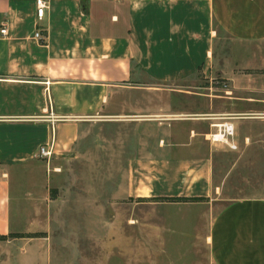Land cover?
Listing matches in <instances>:
<instances>
[{
  "label": "crops",
  "instance_id": "1",
  "mask_svg": "<svg viewBox=\"0 0 264 264\" xmlns=\"http://www.w3.org/2000/svg\"><path fill=\"white\" fill-rule=\"evenodd\" d=\"M46 1L45 15L39 20L36 0H0V234L6 236L46 232L53 226L68 231L74 228L69 217L94 216L91 209L40 207L45 184L37 175L72 154L100 117L130 126L138 137L144 122L158 121L147 117L161 116L142 115L143 95L190 96L186 89L198 85L199 75L224 68L217 52L221 34L240 44L264 45V0ZM5 27L6 35L1 34ZM37 30L43 39L35 38ZM160 110L152 113L164 112ZM173 116L164 115L147 132L152 136L162 132L168 143L162 139L147 154L142 152L141 136L135 143L136 154L129 164L152 174L132 176L125 192L137 198L189 197L199 199L198 204L214 205L220 188L214 186L212 156L203 145L191 143L202 133L185 130L184 120ZM178 133L183 138L188 135V142L177 141L182 138ZM46 144H53L50 159L39 156ZM174 148L191 155H172ZM174 167L182 169L178 175L165 174ZM15 168H25L31 175L29 180L26 177L31 186L25 197L12 196ZM176 212L182 213L186 224L193 223L194 216L199 218L194 247L206 248V264H264V196L231 199L218 212L213 206ZM15 216L23 217L22 222H15ZM51 216L62 220L54 224ZM161 224H156L160 233L169 226ZM22 239L23 256L17 261L8 258L7 264H79L80 256L85 258L79 240L62 242L60 248L71 250L68 256L55 252L51 242L34 237L18 240ZM100 241L103 257L87 258V264H110L117 247L126 264H140L143 258L155 264L154 259L168 251L160 241L154 242L157 251L150 254H144L142 242L130 247L122 240L119 245Z\"/></svg>",
  "mask_w": 264,
  "mask_h": 264
},
{
  "label": "rangeland",
  "instance_id": "2",
  "mask_svg": "<svg viewBox=\"0 0 264 264\" xmlns=\"http://www.w3.org/2000/svg\"><path fill=\"white\" fill-rule=\"evenodd\" d=\"M221 37L223 41L218 42L217 52L224 68L218 67L211 75H199L197 87L186 89L191 92L190 96L145 94L140 108L142 115H161L147 117L158 120L153 123L162 122L164 115H174L173 118L184 120L185 130L202 133L191 143L197 147L203 145L212 156L214 186L220 188L214 197V205L211 202L198 204L199 199L172 195L152 198L128 196L125 189L132 176L152 174L147 169H137L129 164V158L136 154L135 143H139L142 137V152L147 154L162 139L166 143L169 141L162 132L157 136L147 135L153 128L149 127L152 122H144L142 134L137 137L130 126L124 129L121 122H104L105 117H100L101 121L93 123L89 132L80 138L72 154L55 160L48 165L46 173L37 175L46 185L41 186L40 207L54 210L60 207H78L85 211L91 209L94 210V216L69 217L70 222L74 220V228L70 226L68 231L53 226L52 230L46 232H14L8 236L0 234V264H7L11 258L17 261L23 256L20 247L23 239H18L29 234L37 235L34 237L36 240L51 242L55 252L68 256L71 250L60 248L62 242L68 240L75 243L79 240V252L81 250L85 255V258L80 256L79 264H87V258L96 261L103 257V248L98 242L108 239L116 245L122 240L130 247L142 242L144 254L157 251V247H153L154 242H165L168 251L155 258V264L207 263L206 248L194 247L200 231L196 229L199 218L194 216V222L186 224L182 222V213L176 211L187 208L207 210L213 206L214 211L218 212L231 199L264 196V45L240 44L226 33L221 34ZM159 110L164 112L152 113ZM226 120L235 124L237 149L220 143L212 145L207 139V134L216 130L214 124ZM178 136L182 135L178 133ZM178 138L176 140L180 142H188L189 139L188 135ZM175 149L172 155H191L188 150L179 152ZM179 170L182 169L167 168L165 174L175 176ZM26 177L29 180L31 175L27 174L25 168L11 170V192L14 198L25 197L30 189L31 184H27ZM139 193L147 192L140 190ZM123 211L127 215L121 214ZM50 218L54 224L58 219L62 220V217ZM88 218L94 222L88 223ZM13 220L22 222L23 217L15 216ZM158 223L169 226L160 233L156 226ZM108 225L111 226L110 231ZM88 227L90 230H87ZM14 241L16 245H13ZM114 250L117 254H113L110 264H126L127 261L120 258V248ZM140 264H148L147 259L143 258Z\"/></svg>",
  "mask_w": 264,
  "mask_h": 264
},
{
  "label": "built area",
  "instance_id": "3",
  "mask_svg": "<svg viewBox=\"0 0 264 264\" xmlns=\"http://www.w3.org/2000/svg\"><path fill=\"white\" fill-rule=\"evenodd\" d=\"M47 1L46 0H36V7H37V18L39 20L43 19L46 8H47ZM7 28L1 29V34H7ZM36 39H43L44 35L41 31H36L35 33ZM223 119V117L221 118ZM216 130L207 134V139L211 142V144H224L231 149H237L238 145L234 139L236 127L234 122L232 121H224L218 124H214ZM53 155V144L51 145H42L40 147L39 156L42 158L50 159Z\"/></svg>",
  "mask_w": 264,
  "mask_h": 264
},
{
  "label": "trees",
  "instance_id": "4",
  "mask_svg": "<svg viewBox=\"0 0 264 264\" xmlns=\"http://www.w3.org/2000/svg\"><path fill=\"white\" fill-rule=\"evenodd\" d=\"M37 235L35 234H29L28 237H36Z\"/></svg>",
  "mask_w": 264,
  "mask_h": 264
}]
</instances>
